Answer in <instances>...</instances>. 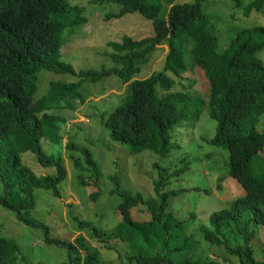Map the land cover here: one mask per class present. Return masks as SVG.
Listing matches in <instances>:
<instances>
[{"label":"trees","instance_id":"1","mask_svg":"<svg viewBox=\"0 0 264 264\" xmlns=\"http://www.w3.org/2000/svg\"><path fill=\"white\" fill-rule=\"evenodd\" d=\"M176 1L168 0L171 7L163 15L162 5L154 0H88V5L97 8L116 7L115 12L106 15V21L137 14L151 22V30L149 36L141 39L125 36L110 44L114 49L110 58L116 66L77 72L60 60L62 33L67 27L87 23V6L68 0H0V183L4 191L0 205L15 212L23 223L44 226L31 217L36 207L35 190L44 189L62 198L64 161L46 153L41 145L47 126L55 125L58 117L47 112L45 98H35L39 72L48 69L78 77L79 82L51 84V97L62 96L69 101L78 100L84 81L98 82L117 76L129 85V99L103 116L102 123L111 137L128 145L132 153L152 151L167 155L175 147L171 132L193 114L197 122L203 112H208L216 122L214 136L205 141L228 151L229 176L241 185L244 193L229 208L210 215L209 225L201 227L203 237L210 247L224 248L238 257V264H264L256 258L250 244L254 234L249 228L252 222L264 227V178L253 173L254 159L264 152V123L260 127L264 116V63L256 57L264 48V26L258 29L261 40H253L251 31H242L220 52L208 31L209 18L203 13V4L209 0L184 4ZM263 7L264 0H254L247 11ZM167 44L170 48L160 71L135 79L149 63L151 54ZM198 77L205 84L203 94L196 92L195 96L193 92L201 86H195ZM177 79L189 81L190 92L174 91ZM66 146L73 145L66 142ZM26 151L34 153L41 165L55 167L56 173L37 176L22 161ZM82 153L83 158L73 159V165L80 172L90 171L95 178L90 185L96 187L99 162L90 149L82 148ZM154 166L159 172L154 182L157 199L147 200L141 194L116 189L113 193L119 192L123 200L118 208L122 223L111 233L75 217L78 225L90 227L91 235L109 249H117L111 240L129 244L134 250L128 256L131 263L228 264L226 260L195 258L197 242L182 227L184 220L170 212V195L164 192L173 175L159 164ZM81 184L89 183L81 179ZM100 195L98 191L91 198L96 201ZM140 207L150 214L149 219L134 218V209ZM46 229V242L65 247L68 252L61 264H101L98 251L87 248L81 237L72 241L56 238ZM238 234L243 244L231 237ZM78 250L85 255H79ZM18 260L16 242L0 237V264H18Z\"/></svg>","mask_w":264,"mask_h":264},{"label":"rangeland","instance_id":"2","mask_svg":"<svg viewBox=\"0 0 264 264\" xmlns=\"http://www.w3.org/2000/svg\"><path fill=\"white\" fill-rule=\"evenodd\" d=\"M68 1L87 6V23L67 27L62 33L60 60L70 64L77 72L82 69L87 71L116 66L110 58L114 50L110 46L113 41H121L125 36L141 39L150 34L151 22L137 14L106 21V15L115 12L116 7L105 5L97 8L88 5V0ZM193 1L177 0L176 4ZM253 1L209 0L203 4V13L210 21L208 31L216 39L218 51H224L242 31H251L254 33L253 40H261L258 29L264 26V7L247 11ZM154 2L162 5L163 15L171 7L168 0ZM159 48L151 54L149 63L143 66L142 73L135 79H144L155 71H160L170 46L167 44ZM256 57L264 63V48L256 53ZM189 76L194 77L192 73ZM120 80L113 76L98 82L84 81L79 89L78 100L69 101L62 96L51 97V84L79 82L78 77L48 69L39 72L35 98H45L47 112L58 117L55 125L47 126L41 145L46 153L63 159L66 178L60 185L61 199L53 196L50 191L35 190L36 207L31 212V217L43 223L52 237L71 241L81 237L87 248L98 251L101 264H137L128 259L134 253L129 244L122 240H111L117 245V249H109L91 235L90 227H80L75 217L111 233L123 221L118 212L122 197L119 192H113L120 189L134 195L141 194L147 200L157 199L154 182L158 179L159 172L154 164H159L173 175L164 192H169L170 195V212L184 220L182 227L197 242L195 258H215L219 261L226 260L228 264H238V257L230 255L224 248L210 247L201 229L203 225H209L212 213L229 208L244 193L241 185L229 176L228 151L205 141L214 136L216 122L209 117L208 112H203L197 122L196 114H193L188 121L171 132L175 147L167 155L162 156L152 151L132 153L128 145L115 141L102 123L103 116L107 117L129 99V85ZM194 83L196 87L201 85L193 92L194 95H197L196 92L203 94L205 80L202 82L198 77ZM190 90L189 81L177 79L174 91L187 93ZM263 123L264 116L260 127H263ZM66 142H71L72 148L67 147ZM82 148L90 149L99 162L100 179L96 187L90 185L95 180L90 171L80 172L73 165V159L83 158ZM22 161L37 176L56 173L55 167L41 165L37 156L30 151L22 153ZM253 173L264 178V152L254 159ZM115 178L118 179L114 180ZM81 179L88 182L89 186L82 185ZM195 188H200V192L192 191ZM98 191L101 195L93 201L91 196ZM173 191L179 192L175 194ZM3 195V185L0 183V197ZM133 215L139 220L150 218L143 207L134 209ZM44 226L23 223L15 212L0 205V237L10 239L19 246L18 264H61L67 259L65 247L46 242L47 229ZM249 228L254 234L250 244L255 256L264 261V227L252 222ZM231 237H237V242L244 243L239 234ZM231 242L236 243L235 240ZM85 253L78 250L81 256ZM71 256L75 254L72 253ZM183 257L185 256L178 258ZM81 258L84 263V257Z\"/></svg>","mask_w":264,"mask_h":264}]
</instances>
